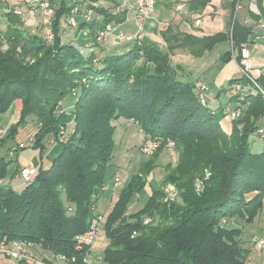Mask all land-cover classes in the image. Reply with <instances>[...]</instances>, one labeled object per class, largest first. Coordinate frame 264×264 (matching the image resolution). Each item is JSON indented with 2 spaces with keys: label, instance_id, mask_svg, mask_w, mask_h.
Listing matches in <instances>:
<instances>
[{
  "label": "trees",
  "instance_id": "trees-1",
  "mask_svg": "<svg viewBox=\"0 0 264 264\" xmlns=\"http://www.w3.org/2000/svg\"><path fill=\"white\" fill-rule=\"evenodd\" d=\"M231 1L234 9L241 0ZM210 2L192 0L189 9L201 14ZM89 9L101 16L84 23L96 45L98 32L120 22L124 13L113 14L102 6ZM66 12L65 0L53 9L51 43L26 34L13 9L5 12L6 25L0 28V113L14 100L21 101L20 121L31 116L36 122L32 143L26 146L36 149L40 160L48 151V139L61 130L66 136L55 139L54 144L61 143L59 151L47 168L36 169L28 184L18 190L0 184V240H30L40 243L44 254H61L74 258L73 264H84L83 254L73 248V237L87 229L91 205L104 191L105 170L122 119L133 122L144 138L173 140L177 161L166 165L170 171L159 184L150 182V194L134 211L133 201L144 192L143 177L156 165L163 146L141 163L142 175H132L119 190L103 225V263L245 264L249 247L233 221L251 224L263 206L264 138L260 150L252 152L248 136L264 122V78L256 79L258 87L242 75L227 81L231 87L247 88L230 98L242 110L227 133L212 104L200 103L194 84L176 77L169 53L176 47L172 40L189 44L196 57L229 41L239 61L250 27L234 19L228 32L186 42L189 36L179 39L169 26L160 33L169 53L135 41L123 54L100 55L61 41L60 19ZM27 57L35 59L30 63ZM66 96H73L68 113L62 106ZM223 107L217 111L223 112ZM5 139L6 134L1 144ZM9 163L0 156V179ZM197 180H202L200 191ZM168 184L178 192L170 203L163 202ZM146 219L150 221L144 223Z\"/></svg>",
  "mask_w": 264,
  "mask_h": 264
},
{
  "label": "crops",
  "instance_id": "crops-1",
  "mask_svg": "<svg viewBox=\"0 0 264 264\" xmlns=\"http://www.w3.org/2000/svg\"><path fill=\"white\" fill-rule=\"evenodd\" d=\"M34 1L39 0H22L21 2L18 1L14 7L8 9H6L8 5L0 3V14L3 12L2 10L4 9L7 11L11 9L21 10L24 15L21 19L24 22V20L28 18L29 15L34 17L35 13H29V9L33 5L32 2ZM191 1L192 0H156L154 11L141 22L143 25L142 31H144V34L142 35L140 33V41H144L148 44L155 46L162 53H169L168 44L163 40L162 36L160 35V33L165 31L169 26H172V32L174 34L179 35V39L189 36V38H185V41L187 42L188 40H191L193 38H203L218 32H228L231 29L233 20L236 19L240 24L246 25L251 29V33L246 42V48L249 54V59L252 64V75L256 79L264 78V0H241L239 1L240 7L236 8L235 6L234 9H232L231 0H211V2L204 8L201 14H195L190 11L189 5ZM60 4H55L53 6L57 9ZM75 4L79 6V12L75 15V26H70L67 24V17L69 16L68 13H70L69 7ZM91 5L108 8V10L113 14L124 13V17L122 20H120V22H115L114 24H111L113 27V31L104 39L99 41V43H97L96 45H93L91 38L88 36V30L84 26L86 20L84 14L86 13L87 9L90 8ZM65 6L67 7V12L61 17L59 27V34L62 42L79 45L84 51L95 50L100 55H120L125 53L132 46L133 43L129 45L123 40L126 39V41H130L131 39H133V34H131V32L129 31L131 30L129 29V26H132L130 24H133L134 26V24L137 23L138 26V22L135 19V0H65ZM35 11L37 12L39 11V9ZM91 18L101 19V16H98L93 12L91 14ZM197 19L200 20V23L198 25L195 23ZM3 22L5 24V21ZM32 23L33 22L31 21V19L27 22H24V24L29 27L32 26ZM42 25L44 26V24ZM125 33L130 34L126 35ZM128 37L131 38L128 39ZM171 43L172 45L176 46L172 50V52L169 53L171 67L175 70V72L185 70L184 67L188 66L187 63L189 62L188 57H196L191 53V46L189 44L181 46V40H172ZM222 43L226 44L225 56L229 55L228 52L231 51V45L229 41L217 43L212 49H215L216 46ZM205 54L206 53H204L203 55ZM174 59H176L175 64L172 63ZM195 59H198V57H196ZM176 77L182 81L187 82V80H184V78L180 77L177 73ZM194 81H200V79L197 78ZM218 92L214 96H210L208 94L212 100L209 97L208 99L212 101V108L215 109L216 114L224 116V112L217 111V107H222L225 104L236 106V104L234 105V102L230 100L231 97L225 101L218 103ZM220 112H222L223 115ZM230 121L231 120H229V122L221 121L226 132L230 131ZM118 122L120 125L124 121ZM28 144L29 143H27V145ZM3 146L4 144H1L0 148H2ZM59 149L60 147H57V145L52 146V149L48 152L53 153V156H55ZM2 150L3 151L0 152V156L5 157L4 148ZM38 156L39 155L32 156L34 157L32 160V165H16L17 167H15V169H13L11 173H9V176H19L23 180L22 184L24 185V179L20 175V170L22 168L30 166L36 167V169L39 166L47 168L50 165V161L53 157L52 156L48 159L42 158V160H40ZM106 190L107 188L105 185L104 191L106 192ZM112 199L113 196L111 200ZM253 226H256L254 230L257 231L256 235L254 236L250 235V232H248V234L246 233V228L248 229ZM242 230L243 239L247 242H245V244L247 247H249L245 264H252V261H256L255 259H258V264H264V250H260L254 247V241L257 238L264 237V200L262 209L254 219L253 223L248 224L246 227L243 226ZM257 252L259 254H257ZM253 253L255 254V257H252ZM43 256L47 259L51 257L50 259L54 260L53 256L44 253ZM4 259L8 258L0 256V262H2V260ZM11 261L13 264H23L15 262L13 260Z\"/></svg>",
  "mask_w": 264,
  "mask_h": 264
},
{
  "label": "rangeland",
  "instance_id": "rangeland-1",
  "mask_svg": "<svg viewBox=\"0 0 264 264\" xmlns=\"http://www.w3.org/2000/svg\"><path fill=\"white\" fill-rule=\"evenodd\" d=\"M18 1L21 2L22 0H0V3L8 5V7H6V9H8L14 7ZM50 1L51 3H53L52 5L55 4L58 5L61 3L62 0H50ZM37 3H38L37 1L32 2V4L35 5V10L38 9L36 7ZM53 9L56 8H54L53 6L51 14H49L46 17L42 16V12L40 10L37 12L35 11L34 17L29 15L30 18L29 17L26 18L24 22H27L28 20L31 19L33 23L31 27L24 25V30L26 34L30 36L37 35L38 37H42L45 30L51 26V17H52ZM87 10H91V9H87ZM2 11L3 12L0 14V24H2L0 25L1 29L5 28L6 25V23L4 24L3 21L6 20L5 12L7 10L4 9ZM92 13L93 12H91V14ZM90 18L91 15L89 19ZM42 24H44V26ZM130 25L133 26V24ZM132 26H129V29H131L129 31L131 32V34H133L132 36L135 37V35L138 33L137 23L134 24L133 28ZM125 34L127 35L130 33H125ZM141 34L143 35L144 31H141ZM131 40L126 41V39H124L123 41L125 43L127 42V44L129 45L136 41L134 38ZM52 41H47V42L51 43ZM225 51H226V44L222 43L216 46L215 49L206 51L205 52L206 54L199 56L198 59H195L196 57H188L189 62L187 63V65L189 67L186 66L184 67L185 70H180L177 71L176 73L180 77L184 78V80H187L189 83L194 84V86L195 83L197 82L194 80L199 78L200 81H203L206 86L207 95L209 94L210 96H214L219 91L218 103L225 101L229 99L231 95L234 94L235 92L233 87L227 84V81L233 78H237L240 75L238 66L233 56L229 61H224ZM39 55L40 54H38L37 56ZM34 59H35L34 57L25 58V60L30 63ZM175 62L176 59H174L172 63L175 64ZM72 102H73V96H66V98L62 102L63 104L61 103L66 113L70 111V105L72 104ZM208 104H212V101L208 100ZM235 104L237 103L234 102V105ZM230 106L238 107L241 113L242 108L240 107V105L239 106L230 105ZM20 117H21V104L20 101L17 99L13 101V103L10 105L9 109L6 112L0 113V127L4 126L7 133V128L19 122ZM220 118L222 122H229V120H233L228 115L221 116ZM119 121H123V120L120 119ZM38 125L40 126V122L38 123ZM35 128H36V122L34 117L27 116L23 120H21L19 124L16 126V130L14 134L12 136L6 137L5 139L6 141L4 143V146L0 148V152H2L3 151L2 149L4 148L6 161L10 160V163L7 168V173L5 177L0 179V184L2 186L12 187L17 190L23 186L22 184L23 180L19 176L17 175L15 177H13L14 175L9 176V173H11L13 169L17 167L16 165L19 166L32 165L33 164L32 160L34 158L32 156L39 155L36 149H32L31 147L28 146L24 148V146L27 145V143H32L31 139H33L32 136L34 134ZM143 135L144 134H142V132L138 130V127L133 122L124 121L120 125L119 122L117 124L116 132L114 135V144L111 152V159L108 167L105 170V185L107 190L106 192L103 191L100 194L96 203L97 206L96 210L98 212H101L105 216L110 211L113 201L117 196V193L124 186V184H126L130 180L131 176L136 174L137 172L139 173V175H142L139 166L146 158H148L147 156L142 155L139 150V146L144 140ZM55 139L58 141H63L64 139H66L64 131L61 130L58 133L57 137L47 140L48 151L52 149V146L57 145V147L58 146L60 147L61 143H55V144L50 143L51 141H56ZM248 141L250 142V149L252 152H258L263 142V140L260 139V137L257 135L256 132H251L249 134ZM20 143H22L23 146H21ZM49 143L51 145H49ZM48 151L47 153L44 154L45 156L43 155L44 156L43 158L48 159L53 156V153H50ZM156 160H157L155 163L156 165L153 167V169L148 173V175L143 177L145 181V186L143 189L144 192L139 194L137 199L133 201L130 208L132 211L143 205V202H145L146 199V195L150 194V188H149L150 182L154 180L156 184H159L162 181L163 177L167 174V172L170 171L169 168L168 169L166 168V165L171 164L172 166H174L177 161V155L176 153L170 154L166 150H162L158 155V158H156ZM115 176H117L121 181V184L118 187H114L113 185V179ZM112 196L113 199L111 200ZM69 210L71 209L69 208ZM233 225L241 228L243 226L245 227L247 226L241 221V219H235L233 221ZM255 228L256 226L250 227L248 229L246 228V233L248 234V232H250L249 233L250 235L252 236L256 235L257 231L254 230ZM106 245H107V241L104 232L102 230L98 234L93 246L91 247L90 255L88 257L94 264L103 263L100 256L101 257L103 256V251ZM38 250H37L38 251L37 254H39V256H43V252L41 251V249ZM257 254L259 253L257 252ZM252 257H255L254 253L252 254ZM54 260L56 259L54 258ZM255 260L256 261H252L253 262L252 264L254 263L258 264V259ZM0 264H13V263L9 259H4L2 260V262H0Z\"/></svg>",
  "mask_w": 264,
  "mask_h": 264
},
{
  "label": "built area",
  "instance_id": "built-area-1",
  "mask_svg": "<svg viewBox=\"0 0 264 264\" xmlns=\"http://www.w3.org/2000/svg\"><path fill=\"white\" fill-rule=\"evenodd\" d=\"M36 7L42 12L44 17L48 16L52 12V7L48 0H40L37 1ZM156 0H135V19L138 22V33L134 38L137 42L140 41L141 31L143 29L142 20L148 17L155 9ZM239 3H236V8H239ZM79 12V6L75 5L72 7L70 11V15L67 17V24L70 26H75V15ZM91 10H87L84 14L86 20H89L91 15ZM14 13L23 18V13L21 10H14ZM30 14L35 13V5H32L29 9ZM195 23L198 25L200 20L197 19ZM113 31V27L111 24L105 26L103 30H100L97 34L96 41L99 42L108 36ZM44 41H52L54 35L51 31V27H48L41 37ZM131 37H128L130 39ZM240 59L236 60V52L231 47V57L233 56L240 75L254 83L255 86L258 87L256 83V78L252 75V64L249 59V54L246 48V43H242L240 45ZM264 73V71H263ZM195 91L197 93V97L202 105H206L208 103V95L206 93V86L202 81H197L195 83ZM235 91L245 92L246 88L242 87L240 84H235L233 86ZM262 95L264 96V91L261 90ZM223 112L225 115H228L231 119H235L240 115V109L238 107H231L230 105H225L223 107ZM257 135L260 138H264V122L257 129ZM6 134V129L4 126L0 127V140ZM54 144V141L50 142ZM23 146V144H20ZM161 146L163 149L169 152L170 154L176 153L175 151V143L171 139L163 140L160 136H149L147 135L139 146V150L142 154L149 156L156 152ZM36 167H24L20 170V175L24 179V184H28L31 176L35 173ZM209 176V172L205 171L204 178L207 179ZM121 184V181L117 176L113 179L114 187H118ZM202 188V180H197L196 182V191H200ZM105 186L103 187V190ZM164 197L163 202L170 203L177 199L178 192L176 188L170 184L164 187ZM96 204L91 205L92 215L90 217L87 229L78 233L73 237V248L75 251L82 253V261L84 264H94L88 257L90 255V249L93 246L98 234L103 230V225L106 219V216L101 212L96 210ZM150 220H144V223H148ZM254 247L260 250H264V237L257 238L254 241ZM41 248L40 243H36L26 239H15L10 241L0 240V256L11 259L18 263L23 264H73L74 258L68 259L65 255H56L54 258L56 260L47 259L43 256H39L37 254V250Z\"/></svg>",
  "mask_w": 264,
  "mask_h": 264
},
{
  "label": "water",
  "instance_id": "water-1",
  "mask_svg": "<svg viewBox=\"0 0 264 264\" xmlns=\"http://www.w3.org/2000/svg\"><path fill=\"white\" fill-rule=\"evenodd\" d=\"M230 58H231V55H226L224 58V61H229ZM15 130H16L15 125H12L11 127H9L6 133V137L10 136Z\"/></svg>",
  "mask_w": 264,
  "mask_h": 264
}]
</instances>
